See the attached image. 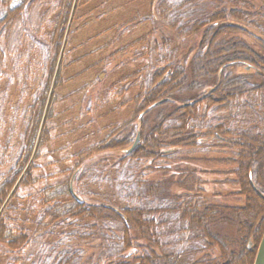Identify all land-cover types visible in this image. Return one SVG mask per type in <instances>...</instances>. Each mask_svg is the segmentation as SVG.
Masks as SVG:
<instances>
[{
  "label": "trees",
  "instance_id": "16d2710c",
  "mask_svg": "<svg viewBox=\"0 0 264 264\" xmlns=\"http://www.w3.org/2000/svg\"><path fill=\"white\" fill-rule=\"evenodd\" d=\"M90 1L0 0V77L9 68L19 91L31 90L41 96L25 119L26 137L33 131L36 138L52 77L63 68V27L72 4L85 7ZM221 1L235 7L217 9L195 20H184L191 9L188 0L158 2L159 17L179 38L202 34L190 68L181 66L174 48L164 42L166 50L157 60L155 72L142 78L136 71L120 79L124 86L111 88L114 96L109 103L121 100L122 108L131 104L130 116L111 125L102 141L66 158L76 159L80 167L95 155L130 149L139 133L137 147L115 165L123 176L117 185L118 197L126 206L83 202L80 198L87 195V172L75 179L77 193L72 190L73 168L43 172L55 164L48 159L55 142L54 117L49 115L33 159L32 148L23 149L27 160L32 159L27 172L22 175L21 153L0 184V245L18 255L25 253L30 234L19 216L27 209L40 214V231L64 222L82 230L77 233L81 241L99 239L106 244L107 252L101 253L95 264H254L264 235V0L251 11L236 7L243 0ZM253 30L261 34L255 36L257 48L239 37L252 36ZM236 66L255 73L232 76L230 69ZM190 76L193 82L203 79L213 88L174 104L170 100L177 92L192 87ZM238 122L244 126L237 127ZM211 147L235 151V158L222 162L235 165L231 182L244 198L239 206L203 198L202 181L194 172L183 173L177 180L185 193L175 195L168 180L155 182L142 173L132 174L144 161L150 162L145 172L167 171L182 150ZM1 150L3 157L15 160L11 138ZM23 194L30 202L27 208L20 206ZM134 248L140 256L132 259L128 252ZM213 249L219 251V257L204 254ZM65 257L66 264H75L74 256Z\"/></svg>",
  "mask_w": 264,
  "mask_h": 264
},
{
  "label": "rangeland",
  "instance_id": "374dc122",
  "mask_svg": "<svg viewBox=\"0 0 264 264\" xmlns=\"http://www.w3.org/2000/svg\"><path fill=\"white\" fill-rule=\"evenodd\" d=\"M159 1L91 0L85 7H78L75 2L72 4L67 23L63 27L65 28V39L61 42L63 68L52 77L41 110V126L36 131V138L33 137V131L26 137L25 119L28 111L41 96L31 90L22 93L17 87L12 70L8 68L4 72L3 77H0L3 79L1 90L4 94L0 103L2 105L0 184L14 167L21 153L24 155L20 161L22 175L27 172L29 163L38 151L39 137L42 134V126L47 122L46 117L53 115L55 142L48 159L55 164L43 168V172L50 174L62 168H73L72 185L75 193H77L75 179L87 172L84 183L87 195L80 198L83 202L90 205L126 206L118 197L117 190L123 176L115 168L117 162L125 156L124 150L95 155L80 167H77L76 159L67 161L66 158L77 154L90 144L102 141L109 135L111 125L120 123L130 116L131 104L122 108L121 100L109 103L114 96L111 88L114 85L124 86V83H119L120 79L136 71L142 78H148L155 72L158 69L157 60L166 50L164 42H169V46L174 48L178 63L186 69L190 68L193 57L198 53L202 34L184 40L179 38L159 17L157 11ZM188 1L191 9L186 12L184 20H195L217 9L235 7L221 0ZM260 5L259 0H243L236 7L251 11L253 8L258 9ZM252 32V36L239 37L257 48L259 44L255 36L261 34L257 30ZM253 73L255 72L247 71L244 66L230 69L232 76ZM196 83L190 76L189 86L192 87L177 92L170 101L181 104L182 101L207 94L213 88L211 83L203 79ZM39 113L40 110H37L36 115ZM236 125L244 126L240 122ZM137 126L139 130V123ZM33 130L35 131V123ZM8 138H11L15 148L14 161L2 156L1 148L5 146ZM28 148H32V159L27 160L28 154L23 149ZM228 158H235L234 150L218 147L201 151L185 149L180 152L175 162L167 166V171L161 169L153 173L145 172L144 169L150 162L144 161L132 174L142 173L146 180L155 182L168 180L170 191L175 195L185 193L176 184L177 180L183 173L194 172L202 181L203 198L214 204L239 206L244 203V198L238 195L239 187L231 182L235 179L232 174L235 165H226L222 162ZM170 179L172 180L169 181ZM19 202L21 208H27L30 204L24 194ZM26 210L20 213L19 218L23 220L30 234V244L23 255L13 253L6 246L0 245V264H66V255L74 256L75 264H95L101 253L107 252L106 244L99 239L81 241L77 233L82 230L68 223L61 222L40 231V214ZM224 232L228 233L229 229H225ZM205 253L213 257H219L220 254L217 249ZM128 255L134 259L140 256V251L134 248Z\"/></svg>",
  "mask_w": 264,
  "mask_h": 264
},
{
  "label": "water",
  "instance_id": "95a60500",
  "mask_svg": "<svg viewBox=\"0 0 264 264\" xmlns=\"http://www.w3.org/2000/svg\"><path fill=\"white\" fill-rule=\"evenodd\" d=\"M139 142H140V135H138V138H137L134 146L130 150H128L127 153L129 154L130 152H132L137 147ZM254 264H264V235H263V238H262L261 243L259 245L256 257L254 260Z\"/></svg>",
  "mask_w": 264,
  "mask_h": 264
}]
</instances>
